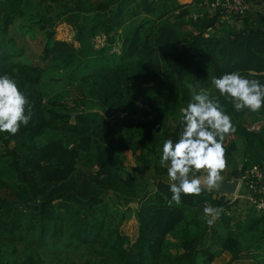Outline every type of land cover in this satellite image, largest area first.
Listing matches in <instances>:
<instances>
[{
  "label": "trees",
  "instance_id": "trees-1",
  "mask_svg": "<svg viewBox=\"0 0 264 264\" xmlns=\"http://www.w3.org/2000/svg\"><path fill=\"white\" fill-rule=\"evenodd\" d=\"M52 1L0 0V76L16 82L31 114L16 134L0 132V264H212L223 250L230 258L221 264H263L244 233L229 230L238 199L203 187L169 206L160 158L163 143L179 139L181 109L203 93L236 129L225 137L231 168L221 174L264 169V106L236 110L212 83L239 72L264 84V17L248 11L234 27L218 9L192 19L201 0ZM61 19L75 23L78 45L55 38ZM215 23L225 28L206 33ZM97 33L104 43L95 47L88 38ZM37 34L35 60L17 39ZM53 73L57 86L45 79ZM137 100L146 118H133ZM96 106L127 112L113 123ZM254 121L259 130L247 128ZM206 206L222 209L221 219L207 223ZM253 220L264 235V212Z\"/></svg>",
  "mask_w": 264,
  "mask_h": 264
},
{
  "label": "clouds",
  "instance_id": "clouds-1",
  "mask_svg": "<svg viewBox=\"0 0 264 264\" xmlns=\"http://www.w3.org/2000/svg\"><path fill=\"white\" fill-rule=\"evenodd\" d=\"M212 83L221 96L231 100L236 110L259 112L264 106V84L256 79L250 80L239 72H232L214 78ZM28 103L13 79L0 76V132L14 135L22 124L29 123ZM181 113L183 128L179 139L175 143L166 140L160 158V165L167 167L170 181L172 196L169 206L173 201L179 204L181 194L199 196L203 187L209 191L217 187L227 164L225 137L236 131L219 101L203 93L194 95ZM201 172L203 178H196ZM203 211L207 223L211 224L222 209L206 206Z\"/></svg>",
  "mask_w": 264,
  "mask_h": 264
},
{
  "label": "rangeland",
  "instance_id": "rangeland-1",
  "mask_svg": "<svg viewBox=\"0 0 264 264\" xmlns=\"http://www.w3.org/2000/svg\"><path fill=\"white\" fill-rule=\"evenodd\" d=\"M61 2H63L64 0H60ZM46 2L50 5V6H53L54 5V1H52V0H46ZM71 5H74V2H72L71 3ZM252 5H254L253 3H252ZM198 7H200V6H198ZM197 7V8H198ZM204 8V7H203ZM202 11H205V8L204 9H202ZM143 16V13L142 14H140V15H138L137 17H135L134 19H132L131 21H129L130 23L132 22L133 24L134 23H136V22H138L139 21V19L141 18ZM21 20H23L24 21V19L23 18H21ZM130 24H128V22H127V24L124 26V28L126 27H128ZM16 25H14L13 27H15ZM33 27H35V25L33 26ZM123 29V27L120 29H118L119 31L120 30H122ZM13 30H14V28H13ZM54 30H55V32H54V34H55V38L57 39V40H65V41H69V42H72L74 45H78L79 44V41L76 39V26H75V23H70V22H68V21H66V20H64V19H61V20H59V21H57V23H56V25H55V28H54ZM15 32H16V34L18 35V32H17V30H14ZM18 37V36H17ZM22 37V38H21ZM31 37V36H30ZM24 37L22 36V35H19V38L17 39V41H18V43L19 42H21V40H22V44L23 45H26L27 47H26V52H25V54L26 55H31V53H29V51H30V49H31V52H32V54H34V56H35V60L37 59L36 57H37V52H39L38 50H39V48H37V46H39V44L37 43L38 42V39L40 38V34L38 35H36V37L35 38H27V37H25V40L28 42V45H27V42L23 39ZM88 40L93 44V46H95V47H98V46H100V45H102V43H104V36L101 34V33H97V34H94V35H92V36H90L89 38H88ZM113 46V48L114 49H118V42H114L113 44H112ZM30 48V49H29ZM25 51V50H24ZM45 79L46 80H48L49 81V83H50V85H52L53 84V81H54V86H57L58 85V79H57V74L56 73H53L52 74V76H51V78H49V77H45ZM136 105H137V109L138 110H136L134 113H133V118L135 119V120H139V119H142V118H146L147 116H145V113H143V112H146L147 111V105L142 101V100H137L136 101ZM94 110H98L99 112H101V113H104L105 114V117L107 118V119H109L111 122H113V123H116L117 122V120L121 117V116H124L125 114H126V112H127V109L126 108H124V107H122V108H117V109H112V110H104V109H101L100 107H95V108H93ZM125 155H126V163L128 164V165H133L134 164V158H133V153H132V151H130V150H127V151H125ZM235 158L238 160V165H240V161H241V149H240V147H238V150L236 151V153H235ZM231 168V165L227 162V164H226V167H225V169L222 171V172H229V169ZM137 189V188H136ZM241 190H243V191H245L244 190V188H242ZM240 190V191H241ZM137 193H139V189H138V191H137ZM243 204V203H242ZM130 205L131 206H134V205H136V203L134 202H132V203H130ZM241 207H242V205L240 204V207H239V209L238 210H240L241 209ZM237 210V207L236 208H230V218H234V219H236V221H238L237 220V218L241 215V213L239 212ZM220 217V216H219ZM211 218V217H210ZM217 218V217H216ZM214 219V220H220L221 219V217L220 218H218V219ZM213 220V221H214ZM240 220V219H239ZM133 222H135V220L133 219V218H131L130 220H128V232L131 234L132 233V228H131V224L133 223ZM228 227H229V225H228ZM223 230V232H226V230H224V229H222ZM222 232V231H221ZM209 234H210V231H209ZM212 243V246L214 247L213 249L215 250V249H217L218 247H219V244L216 242L215 243V241L214 242H211ZM224 252H228L227 250H224V251H221L217 256H216V259L214 260H212L211 262H212V264H215L216 262H217V260H219V262H224V261H226L227 262V258H228V256L229 255H226V257L224 258L223 256H224ZM75 259H77V257H75ZM216 263V264H221V263Z\"/></svg>",
  "mask_w": 264,
  "mask_h": 264
},
{
  "label": "built area",
  "instance_id": "built-area-1",
  "mask_svg": "<svg viewBox=\"0 0 264 264\" xmlns=\"http://www.w3.org/2000/svg\"><path fill=\"white\" fill-rule=\"evenodd\" d=\"M201 5L205 7V11L218 9L221 13L227 15L228 18L245 15L250 9L251 4L248 0H201ZM203 11H193L190 16L196 19L201 16ZM217 23L210 25L206 29V33H217ZM260 121H254L247 128L259 130ZM239 184L237 189L244 188V195L250 204L258 210H264V169L258 165L247 166L240 170L237 177Z\"/></svg>",
  "mask_w": 264,
  "mask_h": 264
},
{
  "label": "crops",
  "instance_id": "crops-1",
  "mask_svg": "<svg viewBox=\"0 0 264 264\" xmlns=\"http://www.w3.org/2000/svg\"><path fill=\"white\" fill-rule=\"evenodd\" d=\"M190 1H194V0H180V2H185V3L190 2ZM248 1L251 4V9L248 12L250 13V18L251 17L253 18L254 16H256L255 12L264 17V0H248ZM252 3L254 5H252ZM227 20L231 24H233L234 27L237 26L239 23V22H234L233 18H227ZM222 28H225V27L218 23L216 26V30L220 31ZM241 189L242 188L237 189L234 195L226 196V197L231 198V200H234L235 198L238 199L236 205L233 208L237 207V210H238L240 207V204L242 205L241 209L238 210L241 213V215L237 218L238 221H236V219H234L233 217L229 221V230L231 233H234L237 235L244 233L242 243L247 244V242H250L251 244H253V247L257 248L255 250L257 257H259L262 261V259L264 258V235L260 234V230H257V227H253L252 223L254 221L253 219L261 216L264 210L256 209L254 206L250 204V202L244 195L242 196L239 195L240 193L245 194V191ZM262 224L264 225V223ZM226 255H229L228 258L226 259L228 260L230 258V253L224 252L223 257L225 258ZM218 262L219 260H217L216 263ZM219 263H223V262L221 261Z\"/></svg>",
  "mask_w": 264,
  "mask_h": 264
},
{
  "label": "water",
  "instance_id": "water-1",
  "mask_svg": "<svg viewBox=\"0 0 264 264\" xmlns=\"http://www.w3.org/2000/svg\"><path fill=\"white\" fill-rule=\"evenodd\" d=\"M204 173L196 175V178H203ZM239 184L237 177L233 176L230 179L226 178L221 174V181L218 183L217 187L213 188L219 195L231 196L234 195ZM206 187V186H205ZM36 203V200H33Z\"/></svg>",
  "mask_w": 264,
  "mask_h": 264
}]
</instances>
